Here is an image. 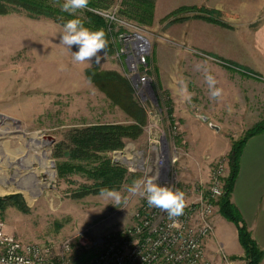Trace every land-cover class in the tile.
Wrapping results in <instances>:
<instances>
[{
  "label": "rangeland",
  "instance_id": "1",
  "mask_svg": "<svg viewBox=\"0 0 264 264\" xmlns=\"http://www.w3.org/2000/svg\"><path fill=\"white\" fill-rule=\"evenodd\" d=\"M106 1L107 6L76 13L90 29H103L108 39L99 64H79L60 44L63 25L73 18L61 11L65 0H0V190L5 191L0 192V217L21 241L82 235L93 241L125 229L143 200L126 189L152 168L151 141L163 136L167 157L175 160L170 163L174 179L196 192L208 186L215 161L208 160L206 143L217 139L200 128L201 116H211L219 127L221 149L264 121L263 1L191 0L159 17L156 0L148 25L122 16L121 0ZM93 9L117 12L147 39L154 106L137 96L124 61L116 57L122 27L104 17V22L94 19L88 13ZM209 74L219 97L211 96ZM98 123L143 128L138 138L126 141L122 153L108 154L126 171L114 188L127 198L118 207L99 195V183L91 175L93 160L71 159L65 151L57 156L72 129ZM33 137L43 148H29ZM39 157L47 160L49 171ZM218 159L228 164L227 155ZM22 173L26 192L16 183ZM73 248V262L94 254ZM229 250L220 249L219 261L207 258L211 264H234L226 255ZM235 260L247 264L245 255Z\"/></svg>",
  "mask_w": 264,
  "mask_h": 264
},
{
  "label": "built area",
  "instance_id": "2",
  "mask_svg": "<svg viewBox=\"0 0 264 264\" xmlns=\"http://www.w3.org/2000/svg\"><path fill=\"white\" fill-rule=\"evenodd\" d=\"M93 12L122 27L117 37L116 57L124 61L126 76L137 96L154 106L147 39L135 31L134 25L122 21L117 12L109 9H93ZM151 143L154 144L151 146L153 169L145 170L143 178L158 175L159 185L179 188L186 194L187 206L184 214L176 218L177 226H172L173 221L166 213L149 207L143 197L130 226L93 241L82 235L63 241L24 242L7 231L0 217V264H211L206 241L215 230L213 219L217 203L225 192L228 164L224 159L213 160L208 186L195 192L174 179L170 163L175 160L167 157L169 152L163 136ZM74 245H78L79 251L94 250V254L86 261L73 262Z\"/></svg>",
  "mask_w": 264,
  "mask_h": 264
},
{
  "label": "trees",
  "instance_id": "3",
  "mask_svg": "<svg viewBox=\"0 0 264 264\" xmlns=\"http://www.w3.org/2000/svg\"><path fill=\"white\" fill-rule=\"evenodd\" d=\"M155 2L156 0H121L120 14L142 25L151 24L154 20ZM106 4V0H90L89 6L98 8L107 6ZM184 9L185 7L181 8V10ZM88 13L100 22L105 21L95 13ZM175 14L174 12L171 16H176ZM262 131H264V121L250 129L242 139L233 142L228 155L229 174L224 179L225 192L217 203L221 214L238 228L239 241L245 250L247 264H261L264 252L253 240L247 227L242 224L240 214L231 202L230 195L239 172L243 146L248 138ZM142 132L143 128L140 124L98 123L74 128L59 144L62 153L60 152L57 156H62L65 151L71 159L93 160L95 165L91 175L99 183L100 188L98 187V189L102 187L114 189L117 187V182L126 175V171L113 164L108 154L122 150L127 140L138 138Z\"/></svg>",
  "mask_w": 264,
  "mask_h": 264
},
{
  "label": "crops",
  "instance_id": "4",
  "mask_svg": "<svg viewBox=\"0 0 264 264\" xmlns=\"http://www.w3.org/2000/svg\"><path fill=\"white\" fill-rule=\"evenodd\" d=\"M196 1L199 0H193L192 2ZM218 1L224 2L226 0ZM262 1L264 2V0H258V2ZM189 2L192 3L191 0H158L157 16L161 17L176 7ZM201 118L202 121H199L200 128H206L209 131V137L214 136L217 138L212 144L206 143L210 150V154L207 155L208 160H216L222 155L228 156L232 145L230 144L225 149H221L217 145L219 140H223L219 135V128L217 129V125L213 124L211 116L202 115ZM192 128H189V130L192 131ZM191 138L194 140L195 137L192 136ZM228 174L229 168L227 176ZM207 178L209 182V174ZM230 199L240 214L242 224L247 227L253 240L264 252V131L246 140L240 158L239 172ZM213 220L215 230L206 241V254L216 262L219 261L220 249L229 248L230 252L226 255L232 263L239 264L235 258L243 257L245 250L239 241L237 226L221 214L219 206H217ZM261 264H264V255Z\"/></svg>",
  "mask_w": 264,
  "mask_h": 264
},
{
  "label": "clouds",
  "instance_id": "5",
  "mask_svg": "<svg viewBox=\"0 0 264 264\" xmlns=\"http://www.w3.org/2000/svg\"><path fill=\"white\" fill-rule=\"evenodd\" d=\"M90 0H65L61 6V11L69 13L73 16L63 25V32L60 39V44L63 45L72 56L75 63L84 64L101 62V53L105 54L108 46L107 34L103 29L92 30L85 26L84 22L76 16L79 10L87 9ZM73 45L78 46V51L71 52ZM206 82L212 97L220 96V89L214 86L216 81L213 76L206 75ZM158 175L149 176L147 178H137L126 189L131 195H139L146 199L149 207L158 208L167 214L169 220L173 221L172 226L178 224L176 218L184 214L187 206L186 194L179 188L170 186H161L156 181ZM99 195L105 199L112 201V205L118 207L126 202V197L116 189L102 187L99 190Z\"/></svg>",
  "mask_w": 264,
  "mask_h": 264
},
{
  "label": "bare ground",
  "instance_id": "6",
  "mask_svg": "<svg viewBox=\"0 0 264 264\" xmlns=\"http://www.w3.org/2000/svg\"><path fill=\"white\" fill-rule=\"evenodd\" d=\"M44 144L41 142V140L39 138H36V137H33L30 142H29V148H39V147H42L43 148ZM36 159V158H35ZM22 160V159H21ZM39 162L41 163L42 167L44 169H47L48 170V166H47V160H45L44 158H40L39 157ZM25 169V168H24ZM49 171V170H48ZM28 174V173H27ZM26 174V175H27ZM31 174V173H30ZM54 173H51V175H53ZM33 175V174H32ZM19 176V180H16V183L18 184V186L23 190V192H26V189L28 188V184L27 186H23V180L26 179L27 176H25V174H21V175H18ZM31 175H29L30 177ZM6 183V181H5ZM26 184V183H25ZM1 193H4L5 191L3 190H0ZM7 192V191H6Z\"/></svg>",
  "mask_w": 264,
  "mask_h": 264
},
{
  "label": "water",
  "instance_id": "7",
  "mask_svg": "<svg viewBox=\"0 0 264 264\" xmlns=\"http://www.w3.org/2000/svg\"><path fill=\"white\" fill-rule=\"evenodd\" d=\"M216 128L218 129L219 127L216 126Z\"/></svg>",
  "mask_w": 264,
  "mask_h": 264
}]
</instances>
